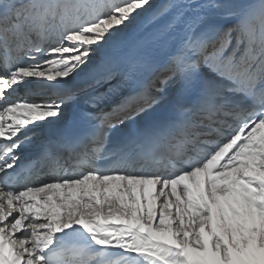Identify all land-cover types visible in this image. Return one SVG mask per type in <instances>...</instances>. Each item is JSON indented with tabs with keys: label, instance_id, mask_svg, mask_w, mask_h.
I'll list each match as a JSON object with an SVG mask.
<instances>
[{
	"label": "snow or ice",
	"instance_id": "obj_1",
	"mask_svg": "<svg viewBox=\"0 0 264 264\" xmlns=\"http://www.w3.org/2000/svg\"><path fill=\"white\" fill-rule=\"evenodd\" d=\"M151 9L0 0V264H264V0H168L129 45ZM158 53L153 78L97 111L101 87ZM154 80L188 100L143 123ZM82 92L87 108L70 115ZM64 120L95 123L35 137Z\"/></svg>",
	"mask_w": 264,
	"mask_h": 264
},
{
	"label": "bare ground",
	"instance_id": "obj_2",
	"mask_svg": "<svg viewBox=\"0 0 264 264\" xmlns=\"http://www.w3.org/2000/svg\"><path fill=\"white\" fill-rule=\"evenodd\" d=\"M242 2L245 1V0H241ZM248 1V0H247ZM246 1V2H247ZM198 2H201L203 3L204 0H198ZM161 6H164V3L161 4ZM160 6V7H161ZM159 9V8H158ZM184 11L186 12H190L191 10L189 9H185ZM145 29V28H144ZM144 29L142 31V34L141 35H136L135 32L133 31H130L132 29H128L126 30L125 34H124V38H127V39H131L133 42L131 43V45L135 44L138 40L141 39L142 35L144 34ZM178 31H180V29L178 28ZM128 41V40H127ZM164 63H165V57L162 53H158L155 55L153 61H152V65H151V68L148 69V70H140L138 71L135 76H143V79H139L138 82L142 83L140 85H137L136 87H133L132 89L129 90V92L127 93V95L123 96V97H120V98H117L115 99L113 102L107 104V106H105L104 108H102V110L104 111H111V109L116 105L118 104L119 102H121L124 97L128 96L129 94L133 93L134 91H139L143 86L144 84L147 83L148 79H151L153 78V73L154 72H157V69L160 67V66H164ZM150 72V74L148 73ZM161 79H163V75L160 76ZM113 84H116L117 82L116 81H112ZM159 84V81L158 80H154V83H153V87L155 86H158ZM110 86L109 85H104L103 87H101L99 90H106L107 88H109ZM163 88L154 93V95H156V97H159V102L158 103H155L153 104L150 108L147 109V111H145L144 113H142L138 118L137 120L140 121V122H143V123H151V122H155L156 119L152 116L153 114L157 113L161 107H164L166 106L167 104L171 103L173 105V108L176 109V111L178 110L179 106L182 105V104H185L186 102H180L179 101V94L181 93V91L179 90V87L177 85H172V86H169V87H164L162 86ZM23 89L24 87H21V92H23ZM172 93V95H176L177 93V96L175 97V99H172L171 101H168L167 98L169 96V94ZM34 96V95H33ZM36 96V95H35ZM86 97V94L85 93H80L79 97L70 105V107L68 109H66V112H69L70 111V108L72 106H74V103L76 101H81L83 100V98ZM44 98H49L48 96H44ZM52 98H56V97H52ZM166 101H168V103H166ZM171 119H174V116H172L170 119H167V120H171ZM166 120V121H167ZM58 122H62V121H58ZM33 133L35 134V137L36 138H43V134L41 132V129L40 128H36V129H33ZM32 133H30L31 135ZM112 136L115 137L116 136V132L113 131L112 132ZM21 152L24 154V155H29V150H26V149H21ZM74 162V161H73ZM72 163V162H70ZM58 167H68L67 164L64 163L63 160H61L59 162V164L57 165ZM47 175L48 173H46V171L44 172L43 175L41 176H37V177H34L35 179H46L47 178Z\"/></svg>",
	"mask_w": 264,
	"mask_h": 264
},
{
	"label": "rangeland",
	"instance_id": "obj_3",
	"mask_svg": "<svg viewBox=\"0 0 264 264\" xmlns=\"http://www.w3.org/2000/svg\"><path fill=\"white\" fill-rule=\"evenodd\" d=\"M246 1H247V0H245V1L242 2L241 0H238V2L243 3V4H254V3H257V2H258V0H248L247 2H246ZM163 3H164V5L167 4V3H168V0H152L153 9L149 10L148 13H145V14H144V16L142 17V21H143L142 23H139V24H137V25L131 26L129 29H132V30H130V31L135 32L136 35H141L143 29L146 28L147 25H148V23L151 22L153 11H155V10L158 9V8H160L161 4H163ZM125 40H126V42H127L129 45H131V43L133 42L131 39H127V38H125ZM127 40H128V41H127ZM162 68H163V65L160 66V67L157 69V71H160ZM148 73L150 74V72H148ZM152 75H153V74H152ZM160 79H161V78H160ZM162 86H163V85H161V84L159 83L158 86L152 87V95H154V93L160 91V90L163 88ZM169 86H172V85H169ZM169 86H168V87H169ZM22 87H24V86H22ZM23 90H24V89H23ZM177 94H178V93H177ZM177 94H176V95H175V94L172 95V93H170L169 96H168V98H167V100H168V101H171L172 99H175V97L177 96ZM154 96H156V95H154ZM30 98L35 99V98H39V96H38V95H36V96L34 95V96L30 97ZM45 99H47V98H45ZM157 100H158V101L160 100L159 97H157ZM168 101H166V103H168ZM46 173H47V172H46Z\"/></svg>",
	"mask_w": 264,
	"mask_h": 264
}]
</instances>
